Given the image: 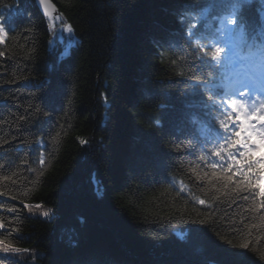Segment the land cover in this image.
<instances>
[{
	"label": "trees",
	"instance_id": "16d2710c",
	"mask_svg": "<svg viewBox=\"0 0 264 264\" xmlns=\"http://www.w3.org/2000/svg\"><path fill=\"white\" fill-rule=\"evenodd\" d=\"M54 1L72 33L60 20L51 28L35 0H0V7L23 9L16 31L0 45L6 53L0 58V162L10 165L0 176L17 173L15 185L0 187L17 196L18 208L41 205L0 213L20 229L0 234L31 250L4 264H264V228L244 227L261 224L264 210L253 213L251 201L229 203L227 196L213 201L217 193L196 175L210 171L198 161L207 146L198 122L218 113L195 83L214 78L215 67L193 56L187 28L198 24V35L206 37L205 9L225 2ZM263 6L264 0L244 4L239 25L253 30ZM182 55L187 58L179 61ZM22 115L28 119L20 121ZM81 138L89 143L81 145ZM173 179L211 206L187 192L176 196ZM244 242L248 250L239 247Z\"/></svg>",
	"mask_w": 264,
	"mask_h": 264
},
{
	"label": "snow or ice",
	"instance_id": "6c2138e0",
	"mask_svg": "<svg viewBox=\"0 0 264 264\" xmlns=\"http://www.w3.org/2000/svg\"><path fill=\"white\" fill-rule=\"evenodd\" d=\"M251 2L252 0H236L228 13L216 17L218 27L214 25L215 31L207 38L198 35V24L188 27L187 34L189 38H194V57L202 61L206 58L212 66L217 68L227 65L229 68L237 69L224 84L217 83L215 78L205 79L203 76L195 78L196 85L202 86L207 100L211 102L219 118H214V123L218 126L211 139L204 142L206 145L210 144L211 147L202 148L203 154L198 156V161L205 164L210 171H205L202 175L196 173L195 168L192 171L196 173L197 179L206 181L207 191L215 190L217 195L213 197V201L219 200L220 196H227L229 203H235L237 199L245 202L251 201L248 204V210L255 213L264 210V153L260 156L256 155L264 148V41L257 42L255 39L249 41L243 28L238 29L237 27L240 23L238 12L244 4ZM39 3L44 6V11L49 16L51 28H55V20H60L62 29H66L69 33L73 32V26L70 23H63L62 15L52 16L55 9L48 0H39ZM21 15H23V9L16 5L0 7V45L5 43V38L10 32L16 31V21ZM179 19L183 22L184 17L180 16ZM5 55V51H0V58ZM186 58V55H182L179 61ZM172 63L177 64L178 61L173 60ZM180 75H184L183 71ZM207 75L212 76L211 73ZM23 79L27 81L29 77L24 76ZM28 108H32V105L29 104ZM27 119L28 117L23 115L19 117L20 121ZM154 123L158 125L160 120L157 119ZM59 136L60 133L57 132L56 137ZM11 139L16 140L17 138L13 136ZM79 142L81 145L89 143L83 138ZM4 143L7 144L10 141L5 140ZM38 143L42 144L43 141H38ZM22 163L29 165L27 159ZM38 163L45 164L43 152L38 157ZM7 167L10 165L0 162V170H5ZM27 170L36 171L30 167ZM16 175V172H12L11 175L0 176V184L4 181H12L15 185L13 177ZM43 175L42 171L38 173V176ZM173 183L178 185L176 196L187 192L200 205L211 206L212 202L193 193L183 180L173 179ZM24 195L26 196L27 193L25 192ZM6 197L9 201L0 200V213L14 216L23 209L33 212L41 208L39 204L32 205L24 202H21V207L18 208L16 203H12L17 200V196L0 187V198ZM42 215L48 217L50 211H43ZM260 220L261 224L249 223L244 227L247 229L264 228V216H261ZM13 222V220H6L4 215H0V230H7L8 236L18 233L19 228L10 227ZM191 222L196 223L197 221ZM199 223H204V221L201 220ZM8 236L0 234V253L3 254V257H0V264H4V260L9 257L20 258L21 254L31 255L29 248L17 246ZM239 247L248 250L250 243L244 242ZM245 255L243 251L237 253L240 258ZM261 257L264 258V253H261ZM32 259L35 260V256H32Z\"/></svg>",
	"mask_w": 264,
	"mask_h": 264
},
{
	"label": "water",
	"instance_id": "95a60500",
	"mask_svg": "<svg viewBox=\"0 0 264 264\" xmlns=\"http://www.w3.org/2000/svg\"><path fill=\"white\" fill-rule=\"evenodd\" d=\"M48 2H49V4H50L51 6H54V9H55V10L52 12V16H53V17L62 14L59 5H58L54 0H48ZM36 4H37V7L39 8L40 12H41L44 16H46V17L49 18V16H48V15L45 13V11H44V6L41 5V4L39 3V0H36ZM50 10H51V9H50ZM204 264H221V263L216 262V261H214V260H210V261H208L207 263H204Z\"/></svg>",
	"mask_w": 264,
	"mask_h": 264
}]
</instances>
